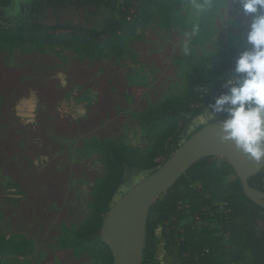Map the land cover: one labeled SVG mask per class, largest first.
I'll return each instance as SVG.
<instances>
[{
	"label": "rangeland",
	"instance_id": "374dc122",
	"mask_svg": "<svg viewBox=\"0 0 264 264\" xmlns=\"http://www.w3.org/2000/svg\"><path fill=\"white\" fill-rule=\"evenodd\" d=\"M15 2L11 28L21 20L100 28L112 16L88 7L45 5L34 12L30 4ZM152 12L138 31L143 38H131L122 57L92 60L65 46L0 41V247L8 241L21 254H0V264H101L68 247L90 219L95 191L107 174L96 145L113 141L150 153L160 132L145 129L138 116L184 94L190 70L214 74L231 50L250 45L252 17L244 15L239 0H187L176 15ZM195 120L181 145L203 126ZM150 175L131 173L112 207ZM166 224L157 230L167 243L162 264H182ZM240 260L253 258L245 253Z\"/></svg>",
	"mask_w": 264,
	"mask_h": 264
},
{
	"label": "trees",
	"instance_id": "16d2710c",
	"mask_svg": "<svg viewBox=\"0 0 264 264\" xmlns=\"http://www.w3.org/2000/svg\"><path fill=\"white\" fill-rule=\"evenodd\" d=\"M15 1L0 0V23L9 26L0 27L2 43L65 46L81 51L92 60L107 55L122 57L131 38H143L138 31L150 22L153 9L167 10L176 15L187 3V0H18L30 4L34 12L46 8L45 5L55 8L88 7L110 10L112 16L100 28L48 25L37 20H21L17 27L11 28L18 8ZM172 24H176L175 19ZM242 51L231 50L214 74L190 70L184 94L168 98L138 116L145 129L160 132L150 153L141 154L124 143L113 141L96 145L105 159L107 174L95 191L90 219L76 231L69 248L88 253L91 258L99 259L101 264H113L111 251L101 239V229L118 191L127 183L131 173L148 172L152 175L162 164L158 160L162 157L168 159L181 146L182 135L188 126L215 102L216 97L227 91L223 87L224 80L234 69L236 58ZM225 117V113L217 114L210 124ZM203 127H198L187 139ZM249 183L264 191V171L252 177ZM180 201L188 204L189 208L178 211ZM218 201L230 202L236 212L234 217L221 219L222 231L230 234L234 249L222 244L223 238L216 237L215 231L208 228L199 231L185 228L183 233L175 230L179 225L171 220L177 217L181 221L202 214L205 208H213ZM249 203L241 181L226 160L211 158L198 162L151 208L143 264H159L157 230L166 229L167 222L171 224V236L166 237L175 242L182 264H223L230 257L240 264V257L245 253L252 256L253 261L243 264H264V227L258 224ZM4 244V248L0 247L3 256L21 255L13 243L5 241Z\"/></svg>",
	"mask_w": 264,
	"mask_h": 264
},
{
	"label": "water",
	"instance_id": "95a60500",
	"mask_svg": "<svg viewBox=\"0 0 264 264\" xmlns=\"http://www.w3.org/2000/svg\"><path fill=\"white\" fill-rule=\"evenodd\" d=\"M211 158L224 159L233 167L250 207L262 209L261 219L256 220L264 227V191L249 183L264 171V161L257 163L234 143L222 142L220 122H217L204 126L187 139L168 161L110 209L101 229V239L111 251L113 264H143L151 208L191 167Z\"/></svg>",
	"mask_w": 264,
	"mask_h": 264
},
{
	"label": "clouds",
	"instance_id": "9594fccd",
	"mask_svg": "<svg viewBox=\"0 0 264 264\" xmlns=\"http://www.w3.org/2000/svg\"><path fill=\"white\" fill-rule=\"evenodd\" d=\"M245 16L249 49L236 58L223 87L227 89L205 108L200 123L225 113L220 121V140L234 143L237 149L264 161V0H239Z\"/></svg>",
	"mask_w": 264,
	"mask_h": 264
},
{
	"label": "built area",
	"instance_id": "2783aa9c",
	"mask_svg": "<svg viewBox=\"0 0 264 264\" xmlns=\"http://www.w3.org/2000/svg\"><path fill=\"white\" fill-rule=\"evenodd\" d=\"M222 160L221 158H219ZM213 208H205L202 214H197L195 216H190L184 218L183 220H177V217L171 222H177L178 227L175 230L178 233H183L185 228H189L195 231H199L203 228H208L212 231H215L216 237H222L223 242L228 248L234 249L235 245L233 244L232 237L229 233H224L222 231L221 219L227 220L233 215V208L231 207L230 202L227 201H218L215 202ZM189 205L183 201L178 203V211L188 209ZM211 222H215L214 226H211ZM178 236V235H177ZM178 238V237H177ZM223 264H239L235 261L233 257H230L223 261Z\"/></svg>",
	"mask_w": 264,
	"mask_h": 264
},
{
	"label": "crops",
	"instance_id": "0c3cea01",
	"mask_svg": "<svg viewBox=\"0 0 264 264\" xmlns=\"http://www.w3.org/2000/svg\"><path fill=\"white\" fill-rule=\"evenodd\" d=\"M200 117H201V115L196 118L195 124H201L203 126H206V125L210 124V123H208L209 121L211 122L214 119V118L213 119H209L205 123H200L199 122V118ZM158 238L160 239L159 235H158ZM166 248H167V243L164 242V244H162L161 239H160L159 249H158V253H157V262L160 263V264H162V262H163L164 253L167 252Z\"/></svg>",
	"mask_w": 264,
	"mask_h": 264
},
{
	"label": "flooded vegetation",
	"instance_id": "af4514ba",
	"mask_svg": "<svg viewBox=\"0 0 264 264\" xmlns=\"http://www.w3.org/2000/svg\"><path fill=\"white\" fill-rule=\"evenodd\" d=\"M258 208H259V207H256V206H253V207H252L253 214H254V216H255L256 219H257V218H260L259 213H260L261 211H259ZM262 220L264 221V219H262Z\"/></svg>",
	"mask_w": 264,
	"mask_h": 264
}]
</instances>
